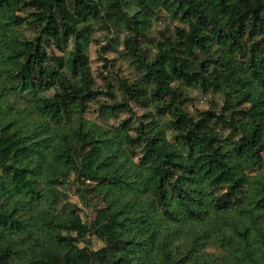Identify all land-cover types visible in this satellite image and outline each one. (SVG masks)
Segmentation results:
<instances>
[{"label": "trees", "instance_id": "trees-1", "mask_svg": "<svg viewBox=\"0 0 264 264\" xmlns=\"http://www.w3.org/2000/svg\"><path fill=\"white\" fill-rule=\"evenodd\" d=\"M0 264H264V0H0Z\"/></svg>", "mask_w": 264, "mask_h": 264}, {"label": "rangeland", "instance_id": "rangeland-1", "mask_svg": "<svg viewBox=\"0 0 264 264\" xmlns=\"http://www.w3.org/2000/svg\"><path fill=\"white\" fill-rule=\"evenodd\" d=\"M168 32L171 29L170 25L168 27V24L165 22L156 23L153 33L158 34L160 32L159 30L167 29ZM121 36V31H118L116 27H112L111 30H106L104 27H100V25L95 26V29L92 32L91 37V43L89 45L90 47V56L93 59V69L94 74L98 75L99 68L104 63L101 56H104L105 58L109 59V63L111 66L108 68L109 74L112 75L114 78L113 82L116 84V75L120 76H127L131 80L136 78L137 71L135 69V66L130 64V62L119 52L115 51L114 42L116 43V48L120 50L119 44H118V37ZM114 38V39H112ZM99 53L97 52V50ZM100 54V55H99ZM110 69V70H109ZM98 83L100 85H103V81L101 78H98ZM190 96V102L188 104V109L190 112H195L198 110H204L209 108L212 101H215L219 106L222 105L223 102V96L221 94H203L201 91L192 89L189 91ZM102 102H111L108 98L103 97ZM133 109L135 110L137 116L142 114L144 112V109L137 105H132ZM92 117L97 120L101 121L103 117L98 114V111L92 114ZM110 123L116 124L117 121L114 118H109ZM65 192L68 194V200L69 205L67 206L71 207L74 205H77L80 208V213L82 217L86 220L88 218H93L95 215L94 211L91 210L89 207L86 206L85 200L82 197L81 191L74 181H70V185L64 188ZM80 245H84V243H79ZM86 245L98 249L101 246L104 245L103 240L98 238L95 235H91L87 238Z\"/></svg>", "mask_w": 264, "mask_h": 264}]
</instances>
